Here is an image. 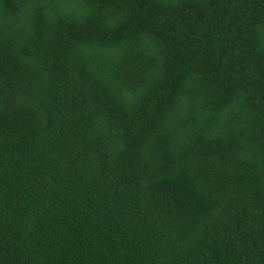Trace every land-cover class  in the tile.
I'll return each instance as SVG.
<instances>
[{"label":"trees","instance_id":"1","mask_svg":"<svg viewBox=\"0 0 264 264\" xmlns=\"http://www.w3.org/2000/svg\"><path fill=\"white\" fill-rule=\"evenodd\" d=\"M0 264H264V0H0Z\"/></svg>","mask_w":264,"mask_h":264}]
</instances>
